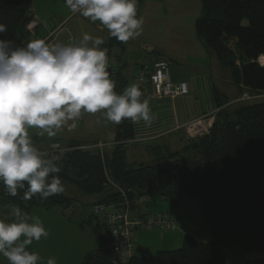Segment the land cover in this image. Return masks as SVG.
I'll use <instances>...</instances> for the list:
<instances>
[{"label":"trees","instance_id":"1","mask_svg":"<svg viewBox=\"0 0 264 264\" xmlns=\"http://www.w3.org/2000/svg\"><path fill=\"white\" fill-rule=\"evenodd\" d=\"M142 1L138 0L137 4L138 18ZM200 2L201 14L196 20L198 38L221 67L229 71L230 82L241 93L257 98L229 103L226 96L216 91L220 111L210 134L189 140L183 150L160 153L150 163L137 166L127 163L125 146L134 138V129L128 120L118 124L111 154L96 147L71 145L57 163L63 186L70 184L86 195L98 196L95 203L121 204L124 201L122 193L110 185L108 179L125 191L131 205L134 200L154 195L168 197L176 205L184 197L202 200L203 214L215 240L205 242L187 234L180 248L139 255L137 231L171 230L156 225L138 227L134 242L137 251L126 264H228L225 244L216 236L217 224L224 219H228L239 234L254 231L257 246L264 248V210L260 207L264 204V65L258 62L264 56V0ZM34 16L33 0H0V24L7 29L6 33H0V39L25 36L26 27ZM99 26L108 31L101 23ZM118 46L125 48L123 42L109 34L106 47ZM116 90L120 92L118 86ZM22 196L23 190L16 197L8 195L0 182V216L13 217L14 205L28 213L35 207L50 209L75 201L64 192L47 200L37 195L25 201ZM149 214L139 217L146 218L151 216ZM162 215L174 217L175 230V213ZM96 217L99 223L94 232L103 246L87 253L80 264H114L110 258L111 234L103 220Z\"/></svg>","mask_w":264,"mask_h":264},{"label":"clouds","instance_id":"2","mask_svg":"<svg viewBox=\"0 0 264 264\" xmlns=\"http://www.w3.org/2000/svg\"><path fill=\"white\" fill-rule=\"evenodd\" d=\"M65 4L71 13L99 21L123 43L143 30L138 0H65ZM6 32L0 24V33ZM103 44L102 37L88 33L78 42L35 39L19 47L0 39V182L8 195L16 197L23 190L25 201L37 195L47 200L64 192L59 156L41 151L30 130L51 138L84 113H101L112 124L152 123L150 101L142 99L138 83L116 91ZM11 215V221L0 219V255L8 264H41L40 254L30 246L49 236L43 221L15 205ZM46 264L57 261L50 257Z\"/></svg>","mask_w":264,"mask_h":264},{"label":"rangeland","instance_id":"3","mask_svg":"<svg viewBox=\"0 0 264 264\" xmlns=\"http://www.w3.org/2000/svg\"><path fill=\"white\" fill-rule=\"evenodd\" d=\"M173 3V0H166L165 4H167V7H161L151 3L148 4L147 0H143L139 5L140 7L138 6L140 12L139 18L142 17L144 20L142 26L143 30L138 37L130 39L127 43H124L125 48L119 46L107 48L106 45L109 43L108 35L106 31L100 29V23L97 21L93 23L79 13H71L65 4V0H33V11L37 18L49 29L55 28L62 24L63 21L65 24L67 23L66 27L71 28L72 31L75 32L77 41L78 38L79 40L82 39L84 33H88L93 37H102L104 39V44L101 45V47L108 49L107 55L109 59V68L114 74L116 73L115 75L113 74V77L116 78V83L118 84L116 85L118 86L119 91H122L126 86L134 83L136 72L138 73L142 66L146 64L149 65L151 62H145L151 59L154 55L157 54L159 57L161 54L163 56L169 54L173 59L172 69L174 70L181 65L184 67L187 66L186 62L182 63L180 59L175 58L173 55L174 53L183 57H186V55L188 57L190 55L193 56V53H197L195 51L197 49L196 41L199 40H197L198 36L196 34V20L201 14V2L200 0H186L183 4V1H181V7H178L177 10H175L176 7ZM180 35H183L186 38V42L183 41L182 43L183 45L178 42V36ZM200 44L203 45L199 41V45ZM201 45L200 47H202ZM150 46H153L152 50H158V53L153 55L152 50L148 49ZM201 56L203 55L201 54L200 57ZM260 59H258V62L262 65ZM194 62H197V65L202 64V62L197 60H193V63ZM219 65V61L214 64V66ZM222 69L223 70L212 68L211 72L216 78V84H221V91L225 92L223 84L227 83V76L228 79L230 77L228 75L229 71L225 68ZM119 72L122 74L123 79L120 78ZM182 72L189 73L186 68H184ZM124 81L127 82V85L120 88ZM231 87H234L232 88L233 90L236 86L231 85ZM239 91L237 94L241 95L238 99L229 101V103L250 101L257 98L245 96L246 92L240 93ZM219 111L220 109L218 108L213 112H216L217 116ZM86 115L89 120L86 127L88 130L87 138L91 139L90 142L101 140L104 142V147H110V145H112L111 143L116 139V124L105 122L101 113H86ZM82 125H84L83 122ZM79 131L81 133V129ZM173 141H175V139ZM178 143L182 144L181 141ZM183 143H186V141L183 140ZM144 146V143L139 144V142L128 145L133 151V153L131 152L132 154L129 153L128 157L131 166H137L141 162L148 163L154 160L155 154L144 149ZM64 193L67 195L69 194L75 199V201L70 204L57 205L50 209L35 207L28 212L29 215L39 216L43 221L46 230L49 232L47 238L42 237L39 242H33L30 246V250H34L40 254L41 264H46L48 253L50 251L53 253V250H57L54 254L57 264H80L84 259L78 261V259L81 258L79 253L81 254L82 251L86 250H89V252L96 250L93 248L95 240L96 243H99L100 247L103 246V242L98 239L94 232V227L99 222L98 218L93 213V203L97 201L98 196L86 195L70 184L64 186ZM143 201L146 202L142 203L144 204L145 211H149V215L151 216L163 213L167 214L168 212L173 214L176 207H178V205H176L170 198L160 195L145 196ZM260 207L264 210V204ZM179 208L188 218L186 222L185 219L183 220V225H185V227L183 226L184 229L180 231V233H182L180 242H174L172 245H167L166 242V245H159L160 249L172 250L180 248L183 245L184 238L187 234L194 237L193 234L200 236V234L205 231L203 229V224L207 225V220L203 214V203L200 198L184 197L180 202ZM45 212L50 213V215L56 214L55 220H53L52 217L49 221L47 220L48 217L41 216V214ZM0 219L10 221L12 218L8 217V215L2 214ZM217 225L218 232L216 236L218 240H221L220 242L225 244L223 249L225 260L228 264H264V248H259L257 246L254 231L247 230L240 232L239 234V232L230 225L228 219L221 220ZM103 233L106 234L104 229ZM146 233L147 230L137 231V237L141 236L140 234H143V236H141V244L152 242L151 239L147 238ZM210 235L212 241L216 239L215 234H213L212 231H210ZM51 237L54 238L53 240L55 242L57 241V238H63L67 241L70 240L72 244L77 247L76 251L78 256L75 257L73 255L74 258H68L65 254L58 251L59 249H57V245L48 240V238L51 239ZM139 239L140 237H138V240ZM69 252L71 254L75 253L71 251ZM0 264H8L7 259L2 255H0Z\"/></svg>","mask_w":264,"mask_h":264},{"label":"crops","instance_id":"4","mask_svg":"<svg viewBox=\"0 0 264 264\" xmlns=\"http://www.w3.org/2000/svg\"><path fill=\"white\" fill-rule=\"evenodd\" d=\"M147 1H148V4L151 3V4L159 5L161 7H164V6L167 7V4H165L166 0H147ZM173 1H174L173 5L176 7L175 10H177L178 7H181V4H180L181 1H183V4L186 2V0H173ZM161 4H164V5H161ZM66 24L63 21L62 24L58 25V26H62L60 30L59 43H66L65 37L68 36L69 31H72L71 28L66 27ZM43 25L44 27H42L41 29L42 32L46 33L47 31L50 30L48 27L45 26V24ZM100 29L106 31L102 26H100ZM106 32H107L108 39H109V32L108 31ZM197 40H199L203 44V45L201 44L200 45L202 47L204 46L203 47L204 50L202 49V47H200L199 41H196L197 49L195 51L197 53H193V56L190 55L188 57L186 55V57H183L181 55H178L177 53H174L173 55L175 58L180 59L182 63L183 62L187 63L186 67L181 65L180 67H177L174 70L172 69L173 59L171 58L169 54H167L166 56H163L161 54L158 57L157 54L154 55L155 53H158V50H152L153 46H150L148 48L149 50H152V53L154 56L151 57V59H149L145 63L151 62L149 65L153 66V64H155L158 61H168L170 63L172 79L175 82L177 81L187 82L190 87V92L187 95L178 96L176 98H156L153 95L152 89L149 88L147 90L146 89L141 90L143 93L142 99L147 98L150 101L151 112L154 116V119L150 125H146L143 121H141L140 123L134 124L131 120H128L134 129V138L130 140L125 146L126 147V160L129 165H131L128 161L129 153L130 154L133 153L132 149L128 147L129 144L138 143V142L139 144L144 143L145 146L143 148L155 154V158L159 156L160 153H163L166 151L175 152V151L183 150L188 144L189 140L186 139L185 133L181 127L185 123L193 119H196L197 117H200L203 114H207L209 112H213L216 109H218L217 100L215 98L216 91L217 93L219 92L222 95V97L226 96L229 99V101H234L235 99H238V97L241 95V94L240 95L237 94L239 91L238 87H235V89L232 90V88L234 87H231V85L233 84L230 82V78L228 79V76H227V83L223 84V89L225 92L221 91V86H220L221 84L220 85L216 84V78L212 75L211 69L212 68H219L220 70H223V69L220 68L221 65L214 66V64L218 61V59L215 57V55H212L211 53H209L204 43L198 37H197ZM78 41H79V38H78ZM183 41L186 42V38L183 35L178 36V42L182 44ZM201 54L203 56L200 57ZM193 60L202 62V64L199 63L200 65H197L198 63L197 62L193 63ZM184 68H186L189 71V73L187 72L183 73L182 70ZM108 71L110 72L112 79L114 78V81L116 83V78L113 77L116 73L114 74L113 71L110 69H108ZM119 74H120V78L123 79L122 74L120 72ZM136 76H137V72L135 74L134 83H136ZM124 85H127V82L125 81L122 82L121 87H123ZM120 92L122 91L120 90ZM239 92L241 93V91ZM82 119H83L82 122L84 125H82L81 123L82 126L76 129L59 131L56 134V136L51 137V138L48 137L47 135L39 136L36 134L37 130L32 129L30 130V134L32 135L33 142L41 150L47 149L49 147L50 142L55 141L57 139L58 141L61 142V144L64 147H67V148H71L72 147L71 145H76L79 147H96L100 149L102 152L111 154L112 149L116 143V139L111 143L112 145H110V147L108 146L104 147L105 146L103 145L104 142H102L101 140L97 142L96 141L90 142L91 139L87 138L88 130L86 127H87L89 120L87 118L86 113L82 115ZM71 122L72 121H70L69 124ZM80 129H81V133L79 131ZM117 131H118V124H116V138H117ZM174 139L176 142L173 141ZM183 140L186 141V143H183ZM180 141L182 144L178 143ZM141 163H144V162H141ZM143 198L144 197L139 198L136 201L134 200V203L132 202L131 209H130V212L132 215L141 216V215L150 213L149 211H145L144 209V204L142 203H146V202L143 201ZM179 206H180V203L178 207H176L175 212H174L176 215V228H179V229H175L174 231L173 230L171 231H161V230L147 231L146 233L147 238L151 239L152 242H148L146 244H141V236H143V234H140L141 236H139L140 239L138 240V243H137L139 255H152L151 253H156V251L161 250L159 248V245L160 246L166 245V242H167V245H172L174 244V242H177V243L180 242V238L182 234L180 233V231H182V229H184L185 227V225H183V220L185 219V222H186L188 218L184 213L181 212ZM41 216L48 217L47 220L50 221V218L52 217H53L52 219L55 220L56 214L50 215V213L45 212V213H42ZM11 218H12L11 220L14 219V217H11ZM203 229L205 231L202 232L200 236L199 235L196 236L195 234H193L194 238L201 240V241H206V242L212 241V237L210 235L211 227L208 221H207V225L203 224ZM49 238H48L49 241L57 245V249H59L58 251L65 254L68 258L70 257L74 258L73 255L75 257L78 256V253L76 251L77 247L74 244H72L70 240L67 241V240H64L63 238H57V241L55 242L53 240L54 238L52 237L51 239ZM94 242L95 244L93 245V248L95 249L100 248L99 243H96V240ZM53 251H54L53 253L51 251L48 253V258L54 257V254L57 250H53ZM69 251L71 252L76 251V252L74 254H71ZM87 253H89V250L82 251L81 254L79 253V256L81 258H79L78 261H80L81 259L83 260Z\"/></svg>","mask_w":264,"mask_h":264},{"label":"built area","instance_id":"5","mask_svg":"<svg viewBox=\"0 0 264 264\" xmlns=\"http://www.w3.org/2000/svg\"><path fill=\"white\" fill-rule=\"evenodd\" d=\"M42 27L44 25L37 16H34L26 27V35L23 37H15L10 41L13 42L15 47L26 46L28 42L35 39H43L49 43H59L62 26L50 29L46 33L42 32ZM65 41L66 43L77 42L76 34L69 31L68 36L65 37ZM260 61L264 65V57ZM136 83L139 84L141 90L152 89L153 95L156 98H176L189 93L187 82H175L172 79L170 63L168 61H158L151 67L144 66L140 68L136 76ZM245 96L248 95L245 94ZM215 121L216 112L207 113L185 123L181 128L185 133L186 139L193 140L209 135ZM81 123L82 117L64 126L60 131L76 129L81 126ZM70 149L64 147L60 141L55 140L50 142L47 149L40 150L49 155L59 156L58 163L61 161L63 154ZM108 183L122 193L124 201L121 204L116 202H97L93 204V213L103 220L111 234V261L114 264H126L134 257L137 251L134 244L136 228L153 227L156 225L167 230H173L175 228V221L173 216L162 214L147 216L146 218L132 215L130 212L131 203L126 197L125 191L110 179H108Z\"/></svg>","mask_w":264,"mask_h":264},{"label":"bare ground","instance_id":"6","mask_svg":"<svg viewBox=\"0 0 264 264\" xmlns=\"http://www.w3.org/2000/svg\"><path fill=\"white\" fill-rule=\"evenodd\" d=\"M262 58V57H261Z\"/></svg>","mask_w":264,"mask_h":264}]
</instances>
